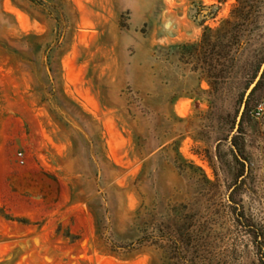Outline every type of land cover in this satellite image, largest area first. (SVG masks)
<instances>
[{
    "label": "rangeland",
    "instance_id": "rangeland-1",
    "mask_svg": "<svg viewBox=\"0 0 264 264\" xmlns=\"http://www.w3.org/2000/svg\"><path fill=\"white\" fill-rule=\"evenodd\" d=\"M235 2L0 0V264H264V0L195 57Z\"/></svg>",
    "mask_w": 264,
    "mask_h": 264
},
{
    "label": "trees",
    "instance_id": "trees-1",
    "mask_svg": "<svg viewBox=\"0 0 264 264\" xmlns=\"http://www.w3.org/2000/svg\"><path fill=\"white\" fill-rule=\"evenodd\" d=\"M228 17L222 19L216 28L206 27L202 35L201 41L195 45V57L200 60L203 50L209 48L212 53L210 60L212 61V69H216L219 59L223 58L227 74L236 73L238 56L245 48L252 26L257 18L256 0H235ZM217 8L213 5L199 4L194 13V18L200 23L215 16ZM262 64V63H261ZM260 68V66H259ZM257 69V72L259 70ZM257 75V74H256ZM215 77V76H213ZM256 77V76H255ZM214 84V82H211ZM264 98V69L260 78L254 87L243 100V108L240 109L238 124H241L248 109L252 97ZM241 215L243 216L242 212ZM246 232L254 238L256 244L259 243L258 228L249 218H244L243 224Z\"/></svg>",
    "mask_w": 264,
    "mask_h": 264
},
{
    "label": "water",
    "instance_id": "water-1",
    "mask_svg": "<svg viewBox=\"0 0 264 264\" xmlns=\"http://www.w3.org/2000/svg\"><path fill=\"white\" fill-rule=\"evenodd\" d=\"M263 69H264V61H263L262 64L260 65V68H259V70H258V72H257V75H256L255 79H254V80L252 81V83L248 86V88H247V90H246V92H245L244 98L248 95V93H249V92L251 91V89L254 87V85H255V83L257 82V80L260 78V75H261ZM240 112H241V110L239 111V114H238L237 119H238L239 116H240Z\"/></svg>",
    "mask_w": 264,
    "mask_h": 264
}]
</instances>
